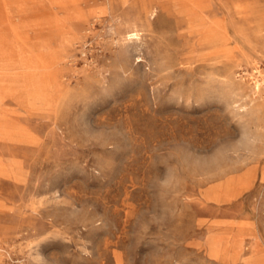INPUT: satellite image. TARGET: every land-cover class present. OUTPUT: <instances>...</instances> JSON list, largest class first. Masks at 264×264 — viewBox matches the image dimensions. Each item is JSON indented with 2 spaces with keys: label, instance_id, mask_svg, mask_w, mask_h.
Listing matches in <instances>:
<instances>
[{
  "label": "rangeland",
  "instance_id": "obj_1",
  "mask_svg": "<svg viewBox=\"0 0 264 264\" xmlns=\"http://www.w3.org/2000/svg\"><path fill=\"white\" fill-rule=\"evenodd\" d=\"M0 264H264V0H0Z\"/></svg>",
  "mask_w": 264,
  "mask_h": 264
},
{
  "label": "bare ground",
  "instance_id": "obj_2",
  "mask_svg": "<svg viewBox=\"0 0 264 264\" xmlns=\"http://www.w3.org/2000/svg\"><path fill=\"white\" fill-rule=\"evenodd\" d=\"M155 13H156V9L155 8L150 11V15H153Z\"/></svg>",
  "mask_w": 264,
  "mask_h": 264
}]
</instances>
